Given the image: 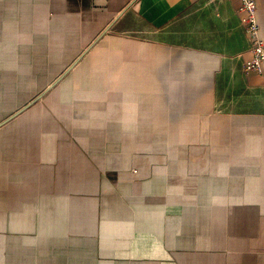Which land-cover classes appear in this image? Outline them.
Returning a JSON list of instances; mask_svg holds the SVG:
<instances>
[{"label":"crops","instance_id":"obj_1","mask_svg":"<svg viewBox=\"0 0 264 264\" xmlns=\"http://www.w3.org/2000/svg\"><path fill=\"white\" fill-rule=\"evenodd\" d=\"M240 6L0 0V264H264Z\"/></svg>","mask_w":264,"mask_h":264},{"label":"built area","instance_id":"obj_2","mask_svg":"<svg viewBox=\"0 0 264 264\" xmlns=\"http://www.w3.org/2000/svg\"><path fill=\"white\" fill-rule=\"evenodd\" d=\"M240 11L243 13V22L246 26L248 35L253 41V57L250 59L246 68L264 75V40L261 37L260 24L258 21L257 0H240Z\"/></svg>","mask_w":264,"mask_h":264}]
</instances>
